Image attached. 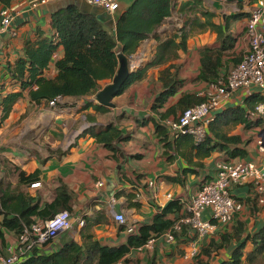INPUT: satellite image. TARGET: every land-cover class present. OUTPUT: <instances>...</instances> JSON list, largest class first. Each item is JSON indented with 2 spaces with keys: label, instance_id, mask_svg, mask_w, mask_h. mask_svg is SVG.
<instances>
[{
  "label": "crops",
  "instance_id": "crops-1",
  "mask_svg": "<svg viewBox=\"0 0 264 264\" xmlns=\"http://www.w3.org/2000/svg\"><path fill=\"white\" fill-rule=\"evenodd\" d=\"M36 1L38 0H0V19L1 10L6 7L19 12L14 21L15 34L0 33V183H4L10 190L23 191L33 196L41 201V206L46 201H52L57 188L64 184L75 196L71 214L79 217L93 214L92 208L106 210L110 222L96 225L95 237L103 244L124 243L128 232L119 229L122 223L115 219L116 212H123L126 216L124 223L137 228L139 224L150 221L156 212L171 201L166 197L167 193H172L173 199H188L205 182L216 176L218 162L229 160L225 154L215 152L203 160L204 167H197V173L186 175L184 184L167 181L165 176L181 173L187 162L178 156L173 160L167 159L163 154V142L155 131L154 120L150 118L163 123L160 114L153 110V103L163 87L161 72L168 66H175L171 71L178 73L184 80V85L164 103L160 112L174 109L184 92L198 93L206 86L205 81L197 78L202 66V51L206 47L218 46L219 42L217 31L209 25L204 28L199 26L207 20L202 11L215 14L212 18L215 24L225 26L229 23L230 31L237 36L233 51L241 54L248 46L245 32L248 16L230 20L227 17L239 11L249 12L256 0H176L175 9L158 27L157 32L163 38L179 34L177 29L190 18L192 22L186 25V30L190 33L187 49H177L176 57L149 67L143 79L114 96L112 101L116 106L109 111H99L94 106L98 104V91L111 82L106 79L99 81V88L95 93L81 97L65 96V103L55 107L50 106L46 100L40 103L31 101L29 91L26 90L13 105L8 117L4 118L2 99L8 93L20 90L19 85L12 79L10 67L24 55L25 42L35 39L38 31H43L46 35L52 33L53 12L70 3H75L82 10L88 4L84 0H51L46 5L31 9V4ZM132 1L121 0V10ZM185 3L189 4L181 10ZM239 3H243L242 9L239 8ZM114 27L115 20L111 28ZM179 39L177 37L175 40ZM157 46L158 41L153 36L145 39L137 51L128 56L131 69L145 67L155 56ZM63 54L64 49L60 46L46 70L47 78L56 77L58 70L55 63ZM225 60L229 61V58L226 57ZM228 63L229 66H224L226 73L234 66L231 62ZM252 93L246 90L235 91L229 106L244 104L245 98ZM181 112L180 108L172 110L167 119H175ZM89 116L93 118L92 122L88 120ZM146 119L147 123L138 122ZM107 124H114L122 132L115 142L116 151L100 145L89 134L82 135L89 125ZM263 127L246 131L237 126L234 130L235 133L252 138L247 144L246 159L256 162L260 160L261 153L256 147L255 139ZM36 169H40L38 185H33L36 182L29 185L19 182L21 170L30 173ZM100 181L102 184L99 185ZM151 181L155 183L154 188L150 186ZM232 193L243 203V209L232 223L217 224L215 231L202 237L187 225L186 232L182 233L184 229L179 231L180 236L178 239L175 237V241L169 242L165 237H159L153 247L133 250L128 255L130 262L121 260L115 264H135V260L145 263L151 255L155 256L157 264H197L198 261L219 264L228 259L236 242L214 251L213 241L218 243L223 232L232 231L237 220L245 222L246 234H253L264 225V203L259 201L253 186L250 183L236 184ZM134 202H138L140 206H133ZM182 205L179 213H171L169 217L176 218L179 215L176 219L178 220L184 216L185 208ZM206 215L209 216V211ZM79 230V226H74L63 232L44 250L60 246L67 232L81 243ZM5 235V244H0V255L7 252L8 245L17 241L13 232ZM193 243H196L199 250L196 256L190 258L188 251ZM203 248L212 250V254L207 255ZM250 248L251 241L246 249Z\"/></svg>",
  "mask_w": 264,
  "mask_h": 264
},
{
  "label": "trees",
  "instance_id": "trees-1",
  "mask_svg": "<svg viewBox=\"0 0 264 264\" xmlns=\"http://www.w3.org/2000/svg\"><path fill=\"white\" fill-rule=\"evenodd\" d=\"M188 4H182L181 10ZM238 6L242 9L243 3H239ZM175 7L176 0H133L128 7L118 13L114 28L105 26L95 15L82 11L75 4H69L53 12L52 33L46 35L43 31H38L35 39H28L25 42L24 55L10 67L12 79L19 85L20 90L10 92L2 99L3 117H8L13 105L26 90L29 91L31 101L35 103L42 100L49 102L58 95L81 97L95 93L100 80H112L117 73L120 53L131 56L145 39L153 36L158 41L155 56L145 67L131 71L121 92L132 83L143 79L149 67L176 57L177 49H187L190 33L186 30V25L192 22L190 18L177 29L179 34L163 38L157 32L158 27L171 15ZM202 13L207 20L199 26L204 28L209 25L217 31L219 45L204 48L202 66L197 78L211 82L226 74L224 66H229L228 62L238 64L243 53L236 54L233 51L237 36L230 31L228 22L225 26L215 24L212 21L215 14L207 11ZM249 15L250 12L239 11L227 19H239ZM177 37L180 38L179 41L175 40ZM60 46L63 47L64 54L55 63L58 73L54 78H47L46 70ZM226 57L229 61L225 60ZM173 67L175 66L170 65L161 72L163 87L153 103V110L160 114L161 120L167 119L172 110L180 108L184 111L205 100L197 92H184L174 109L165 113L159 111L184 85V80L178 73L171 71ZM260 102H264V94L253 92L245 98L244 104L228 106L219 111L209 123L205 138L200 141L188 132H171L165 124L151 117L150 120L153 119L155 123V131L163 142V154L167 159L173 160L178 156L187 162L181 173L165 176V179L184 184L186 175L197 173V167L203 168V160L215 152L225 154L229 160L237 157L246 158L247 144L252 138L235 133L234 130L239 125H243L246 131L264 126V117L255 114V107ZM94 106L99 111L110 110L100 104ZM87 118L93 121L92 117ZM147 120L138 122L143 124L147 123ZM86 134L94 137L100 145L116 151L115 142L121 137L122 132L114 124H107L89 125L82 133ZM39 179L40 169L30 173L22 170L19 172V182L22 184L37 183ZM74 197V193L63 184L57 188L52 201H46L41 206V201L33 196L23 191L10 190L4 183H0V244H5L7 232H13L18 238L25 228H29L36 221L35 217L46 220L61 210H69L72 213ZM182 204L179 198L171 200L156 212L150 221L143 222L134 231L128 232L126 242L118 245L103 244L95 237L96 225L109 223L110 218L106 210L92 208L93 214L83 215L84 225L79 230L81 243L67 232L60 246L50 250H35L18 264H115L121 260L130 262L128 255L133 250L173 229L179 215L170 218L169 214L179 213ZM132 205L140 206L138 202ZM185 226L187 224L183 225V234L186 232ZM128 227L122 223L119 229L127 231ZM232 228V231L221 234L218 243L212 242L214 251L236 242L230 257L219 264H264V225L253 234H246V224L241 220H237ZM174 235L177 239L180 236L178 232H174ZM249 241L252 248L247 250ZM203 252L207 255L212 254V250L204 248ZM134 262L157 264L154 255L149 256L145 263L140 260ZM197 264L206 263L198 261Z\"/></svg>",
  "mask_w": 264,
  "mask_h": 264
},
{
  "label": "built area",
  "instance_id": "built-area-1",
  "mask_svg": "<svg viewBox=\"0 0 264 264\" xmlns=\"http://www.w3.org/2000/svg\"><path fill=\"white\" fill-rule=\"evenodd\" d=\"M51 0H38L31 4V9L48 4ZM88 4L96 5L113 16L121 11V0H84ZM247 17L246 37L248 46L241 61L234 65L225 75L216 81L206 82L205 88L198 95L205 100L195 106L186 108L175 119H163V123L171 132H188L200 141L206 136L208 125L214 116L229 106L232 93L246 90L249 93L259 91L264 94V0H256ZM19 12L9 7L1 10L0 33L15 34V20ZM65 96L58 95L48 103L50 106L64 104ZM256 116L264 117V102L255 107ZM256 147L261 153L260 160L234 158L223 160L216 165V176L207 182L188 199L181 198L185 215L175 221L173 229L159 237H165L169 242L175 241L174 232L182 230L187 224L200 237L215 231L217 224L232 223L237 214L243 209V203L237 200L232 189L236 184L250 183L259 201L264 203V127L256 136ZM39 183H34L36 186ZM102 184V181L98 182ZM152 188L154 181L150 182ZM166 197L173 199L172 193ZM209 211V216L206 215ZM118 222L124 223L126 216L123 212L114 215ZM79 227L84 225L83 215L77 220ZM74 227L73 217L69 210H61L46 220H36L29 228H25L14 245L8 246L7 252L0 255V264H18L19 261L35 250H44L51 245L63 232ZM135 230L129 226L127 232ZM150 239L139 250L153 247L157 238ZM196 243L191 245L188 257L198 254Z\"/></svg>",
  "mask_w": 264,
  "mask_h": 264
},
{
  "label": "water",
  "instance_id": "water-1",
  "mask_svg": "<svg viewBox=\"0 0 264 264\" xmlns=\"http://www.w3.org/2000/svg\"><path fill=\"white\" fill-rule=\"evenodd\" d=\"M229 1L244 2L245 0H229ZM70 4H75V3H70ZM109 27L110 28L113 27V23L109 25ZM132 70L133 69H131V64L128 56H126L123 53H120L119 68L117 70V73L115 74L111 82L107 83L105 87H103L100 91H98L96 95L98 104L109 108H115L116 105L112 100L114 96H116L121 92Z\"/></svg>",
  "mask_w": 264,
  "mask_h": 264
},
{
  "label": "rangeland",
  "instance_id": "rangeland-1",
  "mask_svg": "<svg viewBox=\"0 0 264 264\" xmlns=\"http://www.w3.org/2000/svg\"><path fill=\"white\" fill-rule=\"evenodd\" d=\"M85 8L86 9H84L82 11L88 12V13L89 12L92 13L93 15H95L107 27H109V25H111L114 22L115 18H116V16H113L112 14H110L106 10H104L103 8H101L99 6H96V5L85 4ZM239 126H240V128H239L240 130L242 128H243V130H245L243 125H239ZM72 217H73L74 226H77L78 217L74 216V214H72ZM14 244L15 243L10 244L8 246L10 247L11 245H14Z\"/></svg>",
  "mask_w": 264,
  "mask_h": 264
}]
</instances>
